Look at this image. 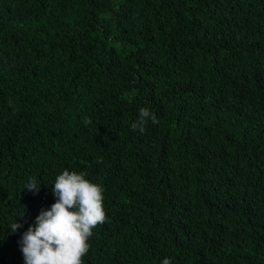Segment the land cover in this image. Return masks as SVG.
Returning a JSON list of instances; mask_svg holds the SVG:
<instances>
[{
  "label": "trees",
  "instance_id": "16d2710c",
  "mask_svg": "<svg viewBox=\"0 0 264 264\" xmlns=\"http://www.w3.org/2000/svg\"><path fill=\"white\" fill-rule=\"evenodd\" d=\"M64 169L104 188L84 264H264V0H0V264Z\"/></svg>",
  "mask_w": 264,
  "mask_h": 264
},
{
  "label": "clouds",
  "instance_id": "9594fccd",
  "mask_svg": "<svg viewBox=\"0 0 264 264\" xmlns=\"http://www.w3.org/2000/svg\"><path fill=\"white\" fill-rule=\"evenodd\" d=\"M149 121L155 122L154 113L141 107L130 128L143 133ZM96 162L102 163V158ZM86 177L84 171L68 169L56 175L51 185L55 202L42 209L34 224L20 235L18 244L24 264H84L92 230L105 221L104 188ZM23 189L38 193L40 183L29 178ZM21 227L15 220L8 229L15 233ZM160 264H171V260L166 257Z\"/></svg>",
  "mask_w": 264,
  "mask_h": 264
}]
</instances>
